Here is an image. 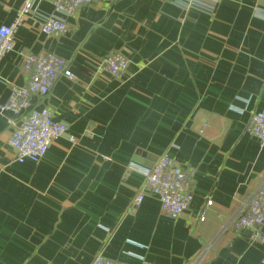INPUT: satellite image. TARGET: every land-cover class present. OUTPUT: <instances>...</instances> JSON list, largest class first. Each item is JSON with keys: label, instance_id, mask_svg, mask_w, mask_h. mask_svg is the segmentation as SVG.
I'll use <instances>...</instances> for the list:
<instances>
[{"label": "crops", "instance_id": "obj_1", "mask_svg": "<svg viewBox=\"0 0 264 264\" xmlns=\"http://www.w3.org/2000/svg\"><path fill=\"white\" fill-rule=\"evenodd\" d=\"M23 4L0 0V27ZM35 8L0 60V105L28 82L21 51L55 53L75 79L63 73L32 101L69 133L22 163L9 143L22 115L0 111V264H90L100 252L129 263L264 264V242L235 226L264 187V142L246 132L264 111V0H99L61 15L60 35L40 30L53 1ZM112 52L129 60L122 77L98 67ZM164 152L194 171V199L176 218L153 194L133 203L145 182L135 167Z\"/></svg>", "mask_w": 264, "mask_h": 264}, {"label": "built area", "instance_id": "obj_2", "mask_svg": "<svg viewBox=\"0 0 264 264\" xmlns=\"http://www.w3.org/2000/svg\"><path fill=\"white\" fill-rule=\"evenodd\" d=\"M56 13L39 19L40 30L46 35H60L68 31L69 25L61 15L71 16L84 5H92L99 0H52ZM198 3L199 0H191ZM36 0H24L23 7L17 11L15 20L9 25L0 27V60L14 49V38L18 25L25 17L35 10ZM23 67L28 74L26 85H15L11 89L8 100L0 105V111L11 110L21 114V119L14 122L10 136V146L15 151L16 160L40 161L47 153L51 144L58 138L69 133V125L57 120L50 108L33 105L32 97H46L58 78L66 73L69 79L75 74L67 71V59L55 53H33L21 51ZM129 60L119 52L110 53L98 67L104 68L114 77H122L128 70ZM246 132L264 142V111L255 110L246 125ZM69 140L76 143L74 135ZM136 169L145 175L143 188L137 193L133 203L140 205L148 193L155 195L162 212L172 218L180 216L189 208L194 192L193 170L180 165L169 152L161 154L150 168ZM212 199L207 200L211 205ZM207 209H202L201 220L205 219ZM264 187L259 188L249 202L241 209L235 222L238 231L246 228L253 230L252 239L264 242ZM90 264H153L145 258L137 263L117 261L98 253Z\"/></svg>", "mask_w": 264, "mask_h": 264}]
</instances>
